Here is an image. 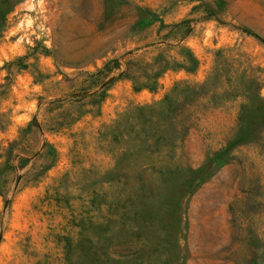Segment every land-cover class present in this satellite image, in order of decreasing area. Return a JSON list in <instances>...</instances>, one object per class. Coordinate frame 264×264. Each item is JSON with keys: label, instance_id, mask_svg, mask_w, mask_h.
Returning a JSON list of instances; mask_svg holds the SVG:
<instances>
[{"label": "rangeland", "instance_id": "374dc122", "mask_svg": "<svg viewBox=\"0 0 264 264\" xmlns=\"http://www.w3.org/2000/svg\"><path fill=\"white\" fill-rule=\"evenodd\" d=\"M263 106L264 0H0V264H264Z\"/></svg>", "mask_w": 264, "mask_h": 264}, {"label": "trees", "instance_id": "16d2710c", "mask_svg": "<svg viewBox=\"0 0 264 264\" xmlns=\"http://www.w3.org/2000/svg\"><path fill=\"white\" fill-rule=\"evenodd\" d=\"M221 93H223V94H227V89L226 88H222V90H221ZM242 106V105H241ZM263 113H264V106H263ZM106 219V218H105ZM104 219V220H105ZM70 221H72V220H70ZM102 225H105V221H103V223H101ZM72 225L76 228L75 229V234L74 235H68V234H65V235H60V236H58V239H57V241L58 242H61V248L62 249H65L66 247H67V245L71 242V241H73V240H75V237H76V235H78V234H80V231H81V229H82V227H83V224H82V222H81V219H79V222H74V221H72ZM81 239L82 238H79V244L80 245H82V244H85V243H82V241H81ZM87 242H89V238H86L85 239ZM82 247H85V245H82Z\"/></svg>", "mask_w": 264, "mask_h": 264}]
</instances>
